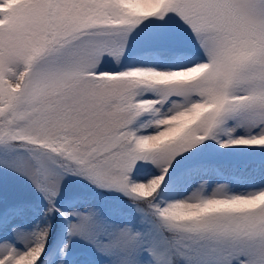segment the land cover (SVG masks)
Listing matches in <instances>:
<instances>
[{
  "label": "snow or ice",
  "instance_id": "6c2138e0",
  "mask_svg": "<svg viewBox=\"0 0 264 264\" xmlns=\"http://www.w3.org/2000/svg\"><path fill=\"white\" fill-rule=\"evenodd\" d=\"M0 264H264V0H0Z\"/></svg>",
  "mask_w": 264,
  "mask_h": 264
},
{
  "label": "rangeland",
  "instance_id": "374dc122",
  "mask_svg": "<svg viewBox=\"0 0 264 264\" xmlns=\"http://www.w3.org/2000/svg\"><path fill=\"white\" fill-rule=\"evenodd\" d=\"M0 184L7 185L9 198H13L23 194L19 186L11 177L7 178L6 180H0Z\"/></svg>",
  "mask_w": 264,
  "mask_h": 264
}]
</instances>
